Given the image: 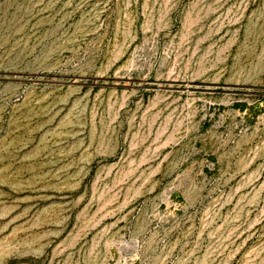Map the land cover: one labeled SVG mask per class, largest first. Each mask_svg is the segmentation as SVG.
<instances>
[{"label": "rangeland", "instance_id": "374dc122", "mask_svg": "<svg viewBox=\"0 0 264 264\" xmlns=\"http://www.w3.org/2000/svg\"><path fill=\"white\" fill-rule=\"evenodd\" d=\"M0 264H264V0H0Z\"/></svg>", "mask_w": 264, "mask_h": 264}]
</instances>
